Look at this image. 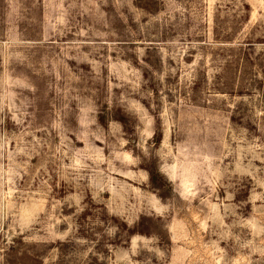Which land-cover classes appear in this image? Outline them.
Wrapping results in <instances>:
<instances>
[{"label": "rangeland", "instance_id": "374dc122", "mask_svg": "<svg viewBox=\"0 0 264 264\" xmlns=\"http://www.w3.org/2000/svg\"><path fill=\"white\" fill-rule=\"evenodd\" d=\"M0 264H264V0H0Z\"/></svg>", "mask_w": 264, "mask_h": 264}]
</instances>
